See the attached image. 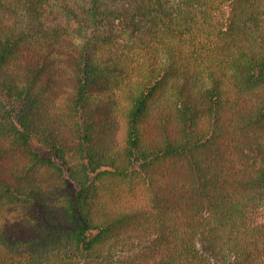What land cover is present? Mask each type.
<instances>
[{
  "label": "trees",
  "instance_id": "1",
  "mask_svg": "<svg viewBox=\"0 0 264 264\" xmlns=\"http://www.w3.org/2000/svg\"><path fill=\"white\" fill-rule=\"evenodd\" d=\"M0 264H264V0H0Z\"/></svg>",
  "mask_w": 264,
  "mask_h": 264
}]
</instances>
